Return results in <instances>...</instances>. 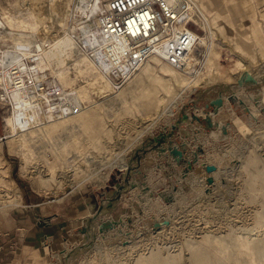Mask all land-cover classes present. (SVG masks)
<instances>
[{
    "label": "rangeland",
    "instance_id": "rangeland-1",
    "mask_svg": "<svg viewBox=\"0 0 264 264\" xmlns=\"http://www.w3.org/2000/svg\"><path fill=\"white\" fill-rule=\"evenodd\" d=\"M196 1L211 23V29L198 25L199 33L218 42L217 63L232 70L230 81L208 61V46L200 45L191 74L177 67L176 72L166 71L164 59L150 57L154 63L150 80L134 82L138 69L105 96L89 89L90 78L100 76L94 65H46L39 72L46 88L56 83L67 91L84 86L86 104L94 112L87 124L75 121L52 131H30L26 146L5 137L11 103L0 99V216L23 203L17 180L51 202L68 192H86L84 214L88 215L78 219L82 225L77 241L31 264H175V260L176 264H264V112L260 110L264 105V0ZM12 6L23 7L21 0H0V12ZM218 9L230 10L234 17L235 29L233 24L227 26L230 35L214 23ZM33 12L40 22L47 21L45 14ZM92 17L94 31L95 13ZM87 22V17L71 10L66 15V26L76 28L80 44V28ZM8 29L18 35L17 28ZM8 36L0 37V48L15 43ZM19 53L34 64L28 57L30 49ZM239 58L262 73L258 83L240 86L236 77L246 71L235 68ZM238 87L252 109L235 96L229 99ZM220 93L227 100L218 104ZM210 112H214L212 122L191 116L206 120ZM178 119L176 131L161 137ZM210 163L217 168L207 171ZM209 176L212 183L207 182ZM123 185L129 187L122 203L91 210L93 197H100L97 193L106 190L111 201ZM210 189L216 190L209 193Z\"/></svg>",
    "mask_w": 264,
    "mask_h": 264
},
{
    "label": "bare ground",
    "instance_id": "bare-ground-1",
    "mask_svg": "<svg viewBox=\"0 0 264 264\" xmlns=\"http://www.w3.org/2000/svg\"><path fill=\"white\" fill-rule=\"evenodd\" d=\"M21 3L23 7L20 10H18L16 6H12L8 10H2L0 12V27L5 28V30L0 31V37L6 40L9 37L8 34H11V38H13V40L15 41V43L11 47H7L2 50V52L0 53V62L5 66V70L1 77L4 86L6 89L11 88L5 93L7 94L6 97L3 96L2 98V101L6 102H8V100L6 99L8 98L11 103V114H9L6 118L9 128L5 137L7 138V140L11 139L15 141L16 139H18L22 146H26L28 141V132H35L38 129L42 128H47L48 130L52 131L75 121H80L83 124H87L90 122L89 119L92 117L94 112V110L90 109L86 104L87 92L84 86H82L81 88L73 89V91H67L63 85H58L56 83L53 84V88H51V86H49V88H46L43 85L45 82V80L43 79V75L39 73L40 71H38L40 68L46 65L52 66L53 64H56L58 67H70L68 66V64L70 63L80 64L82 62L86 63L88 66L94 65V67L99 71L100 76L93 79L90 78L88 85L89 89L92 90L91 92H94L96 93V95L100 96H105L109 94V92L117 91L118 82L115 81V75H111L112 72H115V69L113 67L114 64L111 63L109 59H107L108 54L103 49L105 41L104 37L102 36V53H100L99 49L93 50V57L89 53L85 52V49L82 48V44H80L78 38H76V28H69L66 26V15L70 10L75 12L76 14L87 17L88 22L82 25V27L80 26L81 28L79 27L82 32V37L80 36L79 39L83 43V45H95L99 37L96 31H91L92 26H94L92 16L94 15L95 10L97 9V6H99V4H93L92 0H21ZM194 3H196L200 9L199 16H194V20L196 21V23L204 26L206 29H211L210 19L202 11L200 4L196 0H191V4L193 5ZM18 6L21 7V5L19 4ZM204 6L206 5L202 2V7ZM34 9H36L41 14H45L47 16V21L44 23L40 22L37 14L33 12ZM225 10L218 9L217 15L214 17V23L218 25L217 28L221 33H223L224 35H230L227 30V26L233 24L234 17L229 15L231 14L230 10H228L227 12ZM230 20L232 22H229ZM8 28H17L18 35L16 37L13 36L14 33L11 32V30H9ZM231 28L235 29V25L233 24ZM88 32H90L89 36L87 35ZM36 35L39 36V39L34 37ZM198 37V43L191 51L184 66L180 69L190 73L193 70L194 65L198 62L196 51L197 47L199 45L208 46V61L213 64L217 72L223 74L225 78L230 81L233 77L232 70L223 66H219L217 63V59L220 56L221 51L220 47L217 45L218 42L216 43V39L209 41L206 35L202 34H199ZM21 49H24L25 52L27 49H30L28 57L31 61L34 62V66H31L30 63L28 64L27 61L24 60V56L20 55L19 52L21 51ZM96 57L100 59L101 66L96 65L94 59ZM151 57L159 61L163 59L159 54H152ZM11 65H19L15 73H13L14 71L13 68L10 67ZM153 65L154 63H151L150 60L147 59L141 66H139L138 69H140V71L136 74L134 82L145 84L147 80H150L151 77L149 75ZM248 65L243 59L240 58L235 62V68L241 69L242 71L245 69L246 71V74L242 72L239 73L236 77L238 80L243 79V81L240 83V86H242L245 82L257 83L253 79H250L248 74L252 75V77H254V79H256L257 81L260 80L259 77L262 73L256 72L253 67H249ZM162 66L165 67L166 71L176 72V68H174L175 66L168 61H166L165 64H162ZM138 69L136 71H138ZM20 72H26L30 76L29 78L33 82L32 86H29V83L26 79L24 80L23 75H20L22 80L18 79L19 75L17 73ZM61 72L62 69L60 68L58 73ZM195 75H197V73ZM116 76H118V74H116ZM30 87H32L33 89H31ZM240 89L241 88L238 87L237 91L234 92V96L237 97L239 101L242 100L243 103L249 107V109H252L251 101V104H247L246 97L241 94ZM262 93L263 94L261 96V101L264 102V92ZM4 98L6 100H4ZM218 98L219 100L217 101V103L219 104L227 98V95H222L220 93ZM4 104L9 105L7 103ZM256 104H258V100H256ZM253 111L255 112V108H253ZM231 117L232 116H230V118ZM213 119L214 118L210 117L207 122H212ZM91 160L92 159H90V161ZM251 163H253V161ZM253 172L256 171L253 170ZM254 175L256 174L254 173ZM257 177L258 176H254V178ZM256 181L253 180V182ZM210 190L211 191H209V193L215 191L216 189ZM94 206L95 205L92 204L90 205L91 210H94ZM241 242L239 243L240 245ZM260 242L262 243V241ZM242 243V245H245L244 241ZM249 245L252 246L251 243ZM261 250L264 251V249ZM245 251L247 250L245 249ZM247 252H249V250ZM200 255H203V253H200ZM142 258L143 257H141V259ZM220 260L219 262H221ZM171 262L174 263L173 259ZM176 263L177 262L175 260V264Z\"/></svg>",
    "mask_w": 264,
    "mask_h": 264
},
{
    "label": "built area",
    "instance_id": "built-area-1",
    "mask_svg": "<svg viewBox=\"0 0 264 264\" xmlns=\"http://www.w3.org/2000/svg\"><path fill=\"white\" fill-rule=\"evenodd\" d=\"M92 2L95 5L99 4L95 10L94 27V32H97L99 38L95 45L82 43V46L91 56L96 49L102 53V36L104 37L103 49L108 54L107 59L114 64L117 73L112 72L111 75H115L117 84L131 78L152 54H159L175 67L182 68L198 43L199 24L193 17L199 16L200 9L196 3L192 5L191 0H92ZM87 35L89 36L90 32ZM4 48H0V53ZM94 59L96 65L101 66L100 59L98 57ZM10 67L15 73L19 65ZM4 70L5 66L0 62L1 100L11 89L5 88L1 78ZM17 74L19 80H22L20 75H23L24 80L26 79L29 86H32L33 82L26 72Z\"/></svg>",
    "mask_w": 264,
    "mask_h": 264
},
{
    "label": "crops",
    "instance_id": "crops-1",
    "mask_svg": "<svg viewBox=\"0 0 264 264\" xmlns=\"http://www.w3.org/2000/svg\"><path fill=\"white\" fill-rule=\"evenodd\" d=\"M17 184L22 205L0 216V264L35 263L77 241L82 225L78 219L88 215L84 214L86 192H68L51 202L26 183L17 180Z\"/></svg>",
    "mask_w": 264,
    "mask_h": 264
},
{
    "label": "water",
    "instance_id": "water-1",
    "mask_svg": "<svg viewBox=\"0 0 264 264\" xmlns=\"http://www.w3.org/2000/svg\"><path fill=\"white\" fill-rule=\"evenodd\" d=\"M249 75V77H250V79H253L255 82H257L258 83V81L256 80V79H254V77H252V75H250V74H248ZM238 83H241L242 82V79H240V80H238L237 81ZM229 97V99H233L234 98V95H230V96H228ZM240 102L241 103H243V101L242 100H240ZM247 107V109H249V107L248 106H246ZM250 110V109H249ZM260 110L261 111H263L264 112V105L260 108ZM211 113L212 112H210V114L207 116V118H206V120H204V118H202L201 116H199V115H191L194 119H196V120H199V121H208L209 119H210V117H211ZM181 122V119H178L177 120V122L175 123V125L171 128V129H169V131H167V132H164V133H162V135H161V137H167L168 135H171L172 133H174L175 131H176V129L178 128V124ZM176 154H182L181 152H180V150H175L174 151ZM188 167L189 168H191L192 167V163H191V161L189 160V164H188ZM217 168V166H216V164H214V163H210V164H207L206 165V170L207 171H213V170H215ZM117 178H115V180H116ZM212 181H213V177L212 176H209L208 178H207V182L208 183H212ZM128 185H123V186H121V188L120 189H118L114 194H112L111 196H113L112 198H113V200H111L110 201V197H108V192L106 191V190H101L100 191V193H97V195H100V197H99V199H98V197H96V195L93 197V199H92V203H94V205L96 206V209H98V207L99 208H102V206L104 205V204H112V202H114V203H116V204H119V203H122L123 201H124V199L126 198V190L128 189ZM115 204V205H116ZM115 205H113V207L115 206ZM167 222V219H165L164 221H163V223H166ZM157 226H159V224H157Z\"/></svg>",
    "mask_w": 264,
    "mask_h": 264
}]
</instances>
